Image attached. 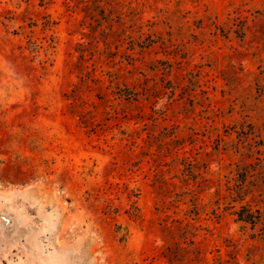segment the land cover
<instances>
[{
	"label": "rangeland",
	"instance_id": "rangeland-1",
	"mask_svg": "<svg viewBox=\"0 0 264 264\" xmlns=\"http://www.w3.org/2000/svg\"><path fill=\"white\" fill-rule=\"evenodd\" d=\"M101 2L0 0V264H264V0Z\"/></svg>",
	"mask_w": 264,
	"mask_h": 264
},
{
	"label": "trees",
	"instance_id": "trees-1",
	"mask_svg": "<svg viewBox=\"0 0 264 264\" xmlns=\"http://www.w3.org/2000/svg\"><path fill=\"white\" fill-rule=\"evenodd\" d=\"M42 1H44V0H42ZM101 3H102L101 0H96V7L98 9H101L102 11H105V6L103 4H101ZM107 4L111 7L110 10L114 11V10H116V7L119 6L120 2H117V0H108ZM73 101L75 103L76 98H74ZM243 211H241L240 214H239V217L242 220H245L247 222H251L253 224L258 222V218H257V216H255L254 212H251V211L248 210V212L246 214H243L242 213Z\"/></svg>",
	"mask_w": 264,
	"mask_h": 264
}]
</instances>
